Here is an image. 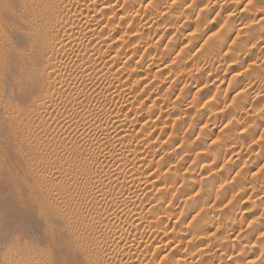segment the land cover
<instances>
[{
  "label": "rangeland",
  "instance_id": "rangeland-1",
  "mask_svg": "<svg viewBox=\"0 0 264 264\" xmlns=\"http://www.w3.org/2000/svg\"><path fill=\"white\" fill-rule=\"evenodd\" d=\"M100 1L77 11L98 18L84 32L102 44L97 72L78 74L102 87L86 91L98 119L122 117L124 155L144 160L129 196L143 219L124 228L133 264H264V0ZM54 226L39 232L46 264H62Z\"/></svg>",
  "mask_w": 264,
  "mask_h": 264
},
{
  "label": "bare ground",
  "instance_id": "bare-ground-1",
  "mask_svg": "<svg viewBox=\"0 0 264 264\" xmlns=\"http://www.w3.org/2000/svg\"><path fill=\"white\" fill-rule=\"evenodd\" d=\"M99 1L0 0V246L10 251L1 264H46L39 232L51 224L62 232L56 249L62 264H133L140 242L124 228L143 219L129 196L141 189L144 160L124 155L122 117L98 119L90 100L102 87L79 76L99 68L88 55L100 60L102 51L101 37L84 32L98 18L77 11L91 2L106 11ZM113 9L107 7L110 15ZM68 82L83 87L75 97L63 90ZM48 110L56 116L38 124ZM61 188H75L77 199L64 198L65 190L62 197ZM109 225L113 236H102Z\"/></svg>",
  "mask_w": 264,
  "mask_h": 264
}]
</instances>
